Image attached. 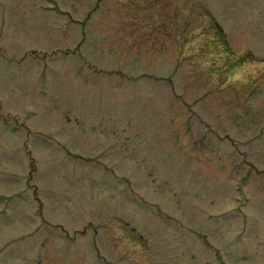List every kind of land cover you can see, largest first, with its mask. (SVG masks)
I'll use <instances>...</instances> for the list:
<instances>
[{
  "label": "rangeland",
  "instance_id": "1",
  "mask_svg": "<svg viewBox=\"0 0 264 264\" xmlns=\"http://www.w3.org/2000/svg\"><path fill=\"white\" fill-rule=\"evenodd\" d=\"M0 264H264V0H0Z\"/></svg>",
  "mask_w": 264,
  "mask_h": 264
}]
</instances>
